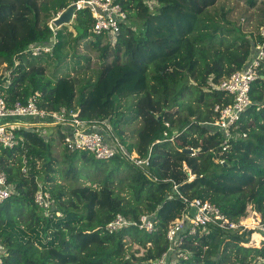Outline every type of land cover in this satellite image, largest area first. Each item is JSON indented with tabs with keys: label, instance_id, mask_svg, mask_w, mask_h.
Segmentation results:
<instances>
[{
	"label": "trees",
	"instance_id": "16d2710c",
	"mask_svg": "<svg viewBox=\"0 0 264 264\" xmlns=\"http://www.w3.org/2000/svg\"><path fill=\"white\" fill-rule=\"evenodd\" d=\"M71 1L0 0V64H5L0 90L10 105L39 93L41 107L79 109L92 126L108 123L130 152L146 156L152 148L150 164L135 165L121 153L101 160L70 150L58 126L47 136L37 126L17 129V145L0 149L14 185L0 204L4 264H151L169 247L171 222L187 210L174 185L232 219L245 215L249 204L264 218V68L227 150L223 134L203 124L215 120L216 103L234 101L217 84L243 69L264 44V0L262 20L250 34L226 17L224 24L217 19V11L226 12L221 7L213 13L220 0H118L128 21L115 39L94 32L95 20L84 9L58 29L51 53H19L30 43L52 40L49 21ZM175 7L185 11L187 29L178 25L161 38L151 37L150 18ZM138 121L142 126L132 130L138 140L128 143L127 127ZM56 136L64 146V168L53 153ZM185 165L194 176L190 181ZM39 184L55 202L50 213L35 202ZM146 213L155 217L153 232L133 225L113 234L105 229L117 214L139 220ZM255 239L252 231L241 235L219 228L187 235L185 264H247L264 256V239L256 246ZM134 244L144 253L133 251Z\"/></svg>",
	"mask_w": 264,
	"mask_h": 264
},
{
	"label": "built area",
	"instance_id": "2783aa9c",
	"mask_svg": "<svg viewBox=\"0 0 264 264\" xmlns=\"http://www.w3.org/2000/svg\"><path fill=\"white\" fill-rule=\"evenodd\" d=\"M71 5L75 6L73 20L79 11L87 9L95 20L94 32L108 33L114 39L121 31L122 24L128 21V13L118 0H72L68 7ZM62 12H59L56 17L49 21L50 30L53 32L52 40L30 43L19 53L30 51L35 56L51 53L58 41L57 31L60 28L55 20ZM260 34L264 38V26L261 27ZM257 49L258 53L249 59L243 69L225 77L216 86L232 95L234 101L225 106L216 103L213 107L217 115L215 120L203 123L223 134V150H227L230 146V140L235 138L238 122L252 103L251 85L259 76L260 69L264 68V44H258ZM38 96L39 93H36L31 95L26 102L19 100L10 105L0 90V149L3 147L6 149L14 148L18 143L16 130L25 127L26 123L30 125L51 123V125L61 126L64 133V144L70 150L87 151L101 160L111 159L121 153L135 165L148 166L150 164L152 148L146 156L139 154L136 149L130 152L122 138L112 130L108 123L104 127L92 126L87 120L80 117L79 109L68 113L65 108L53 110L41 107ZM166 125L170 126V122L167 121ZM165 135L167 136V132ZM178 135L179 133L175 132L170 137L171 140L173 141ZM243 136L245 137L246 133ZM221 162H225V159ZM185 168L189 172L190 181L194 176L186 165ZM22 170L27 172V167L24 166ZM174 190L186 204L187 210L171 222L167 230L169 247L161 257L152 261L151 264H185V261L190 257V253L183 248L185 238L187 235H194L197 232L209 231V228H219L241 235L255 231L260 234V239H264V218L254 208L253 204L248 206L245 215L238 219H232L211 201L200 198L189 199L181 194L178 185H174ZM13 192L14 185L9 181L7 172L0 160V204L4 203ZM35 202L39 207L46 209L48 213L55 209L54 200L41 184H39V189L35 195ZM57 214L60 213L57 212ZM132 225L146 232H153L155 230V217L153 214L146 213L142 214L139 220H133L123 214H117L107 223L105 229L113 234L121 228ZM3 252L0 245V264H4ZM235 264L242 263L237 262ZM247 264H264V256L258 255Z\"/></svg>",
	"mask_w": 264,
	"mask_h": 264
},
{
	"label": "rangeland",
	"instance_id": "374dc122",
	"mask_svg": "<svg viewBox=\"0 0 264 264\" xmlns=\"http://www.w3.org/2000/svg\"><path fill=\"white\" fill-rule=\"evenodd\" d=\"M224 7L226 12L222 11H217L220 12L221 14H216L217 19L221 21L222 24H224V19L223 17H226L230 21V25L233 26H241L243 28L244 32H247L248 34L250 33H256V30L258 28L259 23L262 20V10H263V1L262 0H257V4L255 6H251L247 0H220L218 4L215 6V10L213 9V13L216 12V8H221ZM187 16L185 15V11L183 10L182 7H175L174 9H169L167 12L162 13L161 17H152L150 18V34L151 37L154 38H161L164 34L168 33L169 31L166 30H173L175 29L174 27L180 25L183 29H187ZM229 26V25H227ZM155 48H159V45L155 46ZM147 51L143 52V56H146ZM16 55L12 54V58H15ZM5 72V64L1 63L0 64V75L4 74ZM187 81V79H183L184 81ZM145 108V107H144ZM153 109V108H152ZM157 112V110H155ZM145 118H148L146 115H144L143 120ZM34 127L37 126L41 131H45L46 129L51 130V134L57 133V126L60 127L59 125H51V123H46V124H38L35 123V125H30L29 123L25 124V128L28 127ZM142 126V122L138 121L134 123L133 125H130L127 127V132L126 136H128L130 139L128 143L130 142H135L138 140V136L136 134L132 133V130L134 128H138ZM45 134V133H44ZM47 136V134H45ZM124 136V137H126ZM133 136V137H132ZM53 153L54 155L59 159V162L64 168L66 165L63 163V156H64V146L61 142V139L56 136L53 140ZM60 182L64 183L66 182L65 179L60 178ZM77 184V183H73ZM258 184L256 182L254 185H251L247 191L249 194L247 195L248 198L252 197L251 192H254L255 186ZM250 205V204H249ZM252 207V206H251ZM254 235L256 236L257 239L253 240L252 243L255 244V246L258 244V241L260 239V234L254 231ZM139 249V255L144 253V248L134 244L132 246V250L135 251Z\"/></svg>",
	"mask_w": 264,
	"mask_h": 264
},
{
	"label": "water",
	"instance_id": "95a60500",
	"mask_svg": "<svg viewBox=\"0 0 264 264\" xmlns=\"http://www.w3.org/2000/svg\"><path fill=\"white\" fill-rule=\"evenodd\" d=\"M75 6L71 5L64 10L60 16L55 20V23L61 28L65 24L72 23Z\"/></svg>",
	"mask_w": 264,
	"mask_h": 264
},
{
	"label": "crops",
	"instance_id": "0c3cea01",
	"mask_svg": "<svg viewBox=\"0 0 264 264\" xmlns=\"http://www.w3.org/2000/svg\"><path fill=\"white\" fill-rule=\"evenodd\" d=\"M44 133L47 134V135H50V134H51V130H50V129H46V130L44 131Z\"/></svg>",
	"mask_w": 264,
	"mask_h": 264
},
{
	"label": "clouds",
	"instance_id": "9594fccd",
	"mask_svg": "<svg viewBox=\"0 0 264 264\" xmlns=\"http://www.w3.org/2000/svg\"><path fill=\"white\" fill-rule=\"evenodd\" d=\"M66 9H67V8H66ZM66 9H65V10H66ZM72 21H73V20H72Z\"/></svg>",
	"mask_w": 264,
	"mask_h": 264
}]
</instances>
